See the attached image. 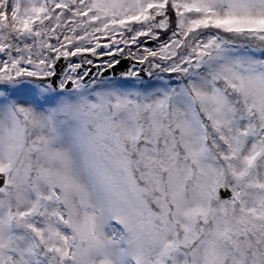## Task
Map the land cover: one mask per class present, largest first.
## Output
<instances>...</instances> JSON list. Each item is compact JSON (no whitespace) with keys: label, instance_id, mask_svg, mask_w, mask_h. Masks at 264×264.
I'll list each match as a JSON object with an SVG mask.
<instances>
[{"label":"snow or ice","instance_id":"obj_1","mask_svg":"<svg viewBox=\"0 0 264 264\" xmlns=\"http://www.w3.org/2000/svg\"><path fill=\"white\" fill-rule=\"evenodd\" d=\"M0 264H264V0H0Z\"/></svg>","mask_w":264,"mask_h":264}]
</instances>
